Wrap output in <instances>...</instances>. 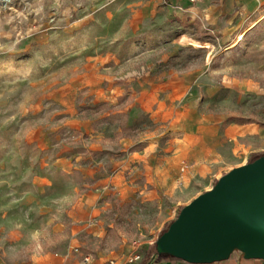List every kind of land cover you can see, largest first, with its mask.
<instances>
[{"label": "rangeland", "instance_id": "obj_1", "mask_svg": "<svg viewBox=\"0 0 264 264\" xmlns=\"http://www.w3.org/2000/svg\"><path fill=\"white\" fill-rule=\"evenodd\" d=\"M166 1L0 0V264H147L264 152V0L227 26Z\"/></svg>", "mask_w": 264, "mask_h": 264}, {"label": "water", "instance_id": "obj_2", "mask_svg": "<svg viewBox=\"0 0 264 264\" xmlns=\"http://www.w3.org/2000/svg\"><path fill=\"white\" fill-rule=\"evenodd\" d=\"M155 246L157 254L195 264L226 260L235 251L264 260V154L184 205Z\"/></svg>", "mask_w": 264, "mask_h": 264}, {"label": "crops", "instance_id": "obj_3", "mask_svg": "<svg viewBox=\"0 0 264 264\" xmlns=\"http://www.w3.org/2000/svg\"><path fill=\"white\" fill-rule=\"evenodd\" d=\"M167 5L179 13L193 18L206 16L218 25H231L235 18L243 14L251 15L258 6L256 0H167ZM256 260V259H254ZM251 261V260H248ZM152 264H195L188 263L170 255H158ZM210 264H253L238 262L230 257ZM264 264V263H262Z\"/></svg>", "mask_w": 264, "mask_h": 264}, {"label": "trees", "instance_id": "obj_4", "mask_svg": "<svg viewBox=\"0 0 264 264\" xmlns=\"http://www.w3.org/2000/svg\"><path fill=\"white\" fill-rule=\"evenodd\" d=\"M263 154H264V152L250 154V159L248 160V162L255 160L257 157H259V156H261ZM182 208H183V206H181L179 208V210H181ZM170 223L171 222L166 223V225L164 227L165 229L161 232V234L167 229V227L169 226ZM154 253H157L156 246H155V242L153 244H151V245L148 246V248L146 250V253H145L146 254L145 257L148 258L151 254H154ZM182 261H184V260H182ZM184 262H186V261H184Z\"/></svg>", "mask_w": 264, "mask_h": 264}, {"label": "built area", "instance_id": "obj_5", "mask_svg": "<svg viewBox=\"0 0 264 264\" xmlns=\"http://www.w3.org/2000/svg\"><path fill=\"white\" fill-rule=\"evenodd\" d=\"M157 256H158L157 254H153L147 264H152L155 261V259L157 258ZM90 257H91L90 254L85 255L84 261L89 262ZM139 258H140L139 253L137 252V250H135L129 254V256L125 259V261L122 264H129L130 262H133Z\"/></svg>", "mask_w": 264, "mask_h": 264}, {"label": "bare ground", "instance_id": "obj_6", "mask_svg": "<svg viewBox=\"0 0 264 264\" xmlns=\"http://www.w3.org/2000/svg\"><path fill=\"white\" fill-rule=\"evenodd\" d=\"M260 19H256L255 21L252 22L251 26H254ZM244 37V32H241L238 34L237 38L235 41L242 40Z\"/></svg>", "mask_w": 264, "mask_h": 264}]
</instances>
